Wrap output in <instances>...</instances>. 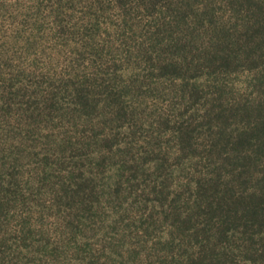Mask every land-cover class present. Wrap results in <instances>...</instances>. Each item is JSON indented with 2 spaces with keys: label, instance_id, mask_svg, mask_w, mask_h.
I'll use <instances>...</instances> for the list:
<instances>
[{
  "label": "rangeland",
  "instance_id": "1",
  "mask_svg": "<svg viewBox=\"0 0 264 264\" xmlns=\"http://www.w3.org/2000/svg\"><path fill=\"white\" fill-rule=\"evenodd\" d=\"M0 264H264V0H0Z\"/></svg>",
  "mask_w": 264,
  "mask_h": 264
}]
</instances>
